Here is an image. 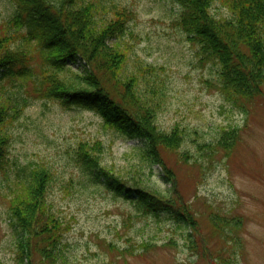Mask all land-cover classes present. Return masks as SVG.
Wrapping results in <instances>:
<instances>
[{
    "label": "rangeland",
    "instance_id": "obj_1",
    "mask_svg": "<svg viewBox=\"0 0 264 264\" xmlns=\"http://www.w3.org/2000/svg\"><path fill=\"white\" fill-rule=\"evenodd\" d=\"M113 2L133 15L123 40L128 67L141 62L157 70L168 92L156 124L167 133L177 126L179 147L160 150L159 165L145 164L138 157L141 141L109 132L93 112L33 101L10 129L8 165L0 173V264H264V93L244 108L221 96L216 68L197 58L176 24L177 3ZM212 8L225 13L218 1ZM13 12L10 0H0V26ZM78 66L88 70L84 63ZM224 128L237 132L229 153L219 145ZM97 142L98 161L85 169L79 145ZM38 163L53 173L44 192L60 239L52 248L60 259L53 263L35 250L43 241L30 238L24 249L18 246L9 211L18 171ZM170 176L177 179L195 227L178 229L177 205L171 204L173 215L138 214L106 188L107 179L117 178L132 190L167 195ZM213 214L239 226L223 230L212 222Z\"/></svg>",
    "mask_w": 264,
    "mask_h": 264
},
{
    "label": "trees",
    "instance_id": "obj_2",
    "mask_svg": "<svg viewBox=\"0 0 264 264\" xmlns=\"http://www.w3.org/2000/svg\"><path fill=\"white\" fill-rule=\"evenodd\" d=\"M169 1L180 6L176 24L197 58L216 68L215 86L224 99L244 108L264 93V0ZM216 1L225 13L216 14L212 8ZM10 2L14 12L0 26V173L8 165L10 129L35 100L93 112L109 132L139 139L144 149L138 157L145 164L159 165L160 150L179 147V128L167 133L156 124L168 92L157 70L141 62L128 67L129 53L123 40L133 16L130 9L113 0ZM80 62L88 70H79ZM237 139L233 129H221L220 148L229 153ZM101 147L98 142L90 147L79 145L85 169L95 166ZM18 174L9 206L14 230L21 238L18 246L24 249V241L30 238L43 241L45 244L35 250L53 263L60 259L52 251L60 239L44 195L53 173L38 163L21 168ZM173 177L167 195L145 187L132 190L117 178L107 179L106 188L114 197L123 196L132 203L138 214L173 215L171 204L177 205L180 209L173 220L178 229L195 227ZM211 217L223 230L239 226L218 214Z\"/></svg>",
    "mask_w": 264,
    "mask_h": 264
}]
</instances>
